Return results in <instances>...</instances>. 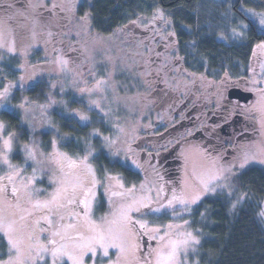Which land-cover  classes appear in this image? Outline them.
I'll list each match as a JSON object with an SVG mask.
<instances>
[{
    "label": "rangeland",
    "instance_id": "374dc122",
    "mask_svg": "<svg viewBox=\"0 0 264 264\" xmlns=\"http://www.w3.org/2000/svg\"><path fill=\"white\" fill-rule=\"evenodd\" d=\"M81 1L0 0V113L3 110L20 111L29 123L43 122L49 127V112L61 104L62 95L71 92L83 103L74 110L75 118L88 124L91 111L98 112L111 127L110 133L101 136L103 146L139 161L145 144L138 142L152 134L151 128L159 119L153 110L158 114L162 112L160 118L164 125L168 114L156 108L162 99L152 96L154 87L151 83L146 86L147 77L142 78L138 64L139 81L136 82L128 71V64L117 53L118 43L98 33L88 14L79 15ZM17 13L24 14L25 18H17ZM154 24L160 29H172L164 14L156 15ZM177 43L175 37V45ZM12 57H16L19 65L7 70L6 65L11 63ZM252 58L248 83L259 96L249 108L254 110L253 128L259 133L251 143L240 145L239 150L261 160L264 159V48L256 47ZM118 75H126L130 82L126 78H117ZM43 80L49 82L52 91L60 92L59 99L45 104L30 98L27 90ZM141 83L149 91L142 94ZM0 125H3L0 128V233L8 244L7 256L0 258V264H16L18 260L23 264H73L69 253L81 264H145L138 257L141 247L134 223L154 241L149 242V250L142 248L145 259L151 258L154 264V249L162 243L184 241L189 239L188 233L200 243L201 233L194 227V208L204 197L216 192L231 193L230 209L234 211L243 206L247 194L234 192L230 175L251 165L264 167V164L250 161L241 168L244 156L237 158L236 153H223L216 158L201 146L186 144L179 152L183 160L179 191L165 196L156 181L134 185L125 182L120 175L99 179L92 162L96 150L90 148L85 155L77 156L65 151L57 137L53 138L46 154L38 153L32 143L25 144V160L17 162L13 158L15 134L6 130L1 117ZM98 133V130L93 132L94 135ZM5 141H9L10 147H5ZM152 148L149 145L147 152L151 153ZM85 157L91 174L80 163ZM47 161L53 165L47 179L51 186L49 191L39 185ZM73 163L77 166L73 167ZM77 177L85 178L88 195L78 194V199H87V208L83 203L60 209L55 203H50L48 208L35 207L37 203L52 202L61 187ZM101 191L106 198V207L111 208L107 215L99 209ZM262 206L264 211V198ZM262 219L264 224V217ZM68 225L75 227L68 228ZM64 229L74 239L64 241L67 249L58 253L53 262L50 241H56V247H59L61 239L54 233ZM100 235L105 237L103 247L96 239ZM199 243L190 241L186 248L182 246L179 264H200ZM75 244L80 247H74ZM105 251L107 255H104ZM149 253H152L150 258Z\"/></svg>",
    "mask_w": 264,
    "mask_h": 264
},
{
    "label": "trees",
    "instance_id": "16d2710c",
    "mask_svg": "<svg viewBox=\"0 0 264 264\" xmlns=\"http://www.w3.org/2000/svg\"><path fill=\"white\" fill-rule=\"evenodd\" d=\"M78 12L79 15L88 14L98 33L118 43L117 53L128 64V71L136 82L139 81L136 64L140 55L148 51V46H140V42L131 38V30L135 26L154 24L158 14H164L171 22V31L178 42V53L175 54L185 59L184 67L190 73L221 75L234 83L250 78L255 49L264 42V29L260 27L258 17L264 15V0H82ZM17 18L22 20L25 17L17 13ZM30 22L33 24L34 21ZM244 25L248 27L244 28ZM15 58L12 57L11 63L6 65L7 70L18 67ZM141 75L145 76L144 73ZM117 78H126L130 82L126 75H118ZM149 83L145 79L147 87ZM50 87L46 80L39 81L27 93L34 102L46 104L60 98V92L52 91ZM141 90L143 93L149 91ZM82 106L75 94L68 92L62 95L61 104L49 112V127L43 122L29 123L20 111L3 110L1 120L6 130L16 137L13 158L23 162V147L30 143L38 153L46 154L53 138L57 137L65 151L77 156L85 155L87 149H95L92 162L99 179L120 175L125 182L134 185L156 181L165 196L178 193L180 175L176 171L164 172L161 165L154 162L151 153L135 161L104 147L101 136L110 133L109 122L102 120L98 112L91 111V121L81 123L73 112ZM95 130L99 132L96 135L93 134ZM149 145L152 144L145 148L148 149ZM239 148L233 149L237 158H242L245 150ZM177 160H181L180 155L172 162L177 164ZM52 166L48 161L44 164L39 181V185L47 190L51 187L47 179ZM229 180L234 192H246L247 200L243 206L231 211L230 196L226 192H216L204 197L194 208V227L201 233L198 247L200 264H264V224L260 215L263 210L264 167L251 165L236 170ZM99 198V209L109 214L111 208L106 207L102 191ZM7 247L5 237L0 233V258L7 256Z\"/></svg>",
    "mask_w": 264,
    "mask_h": 264
},
{
    "label": "flooded vegetation",
    "instance_id": "af4514ba",
    "mask_svg": "<svg viewBox=\"0 0 264 264\" xmlns=\"http://www.w3.org/2000/svg\"><path fill=\"white\" fill-rule=\"evenodd\" d=\"M131 32V38L140 42V46H148V51L140 55L137 64L145 75L142 78L147 77L154 87L152 96L162 99L156 108L168 114L164 125L160 118L162 112L158 114L153 110L159 119L151 128L152 134L140 138L138 143L145 144L143 148L149 143L153 145L151 156L164 172L181 174L183 160H177V164L172 161L186 144L201 146L206 153L218 158L223 153H235L234 147L249 144L258 136L259 130L253 128L254 110L249 106L259 94L251 88L248 77L234 83L221 75L188 72L184 67L185 59L175 54L177 45L171 29L149 24L135 26ZM236 87L252 92L253 99L244 103L229 98L230 89ZM141 92L143 94V90ZM142 150L144 159L148 152L147 148ZM134 230L141 247L138 257L148 264L152 253H149L148 261L143 249L149 250V242L154 241L145 236L142 227L136 223Z\"/></svg>",
    "mask_w": 264,
    "mask_h": 264
},
{
    "label": "snow or ice",
    "instance_id": "6c2138e0",
    "mask_svg": "<svg viewBox=\"0 0 264 264\" xmlns=\"http://www.w3.org/2000/svg\"><path fill=\"white\" fill-rule=\"evenodd\" d=\"M259 25L262 29H264V15H261L259 19ZM243 27L247 28L248 25H244ZM233 31L235 32V30ZM236 34L242 35V33H236ZM262 35H264V32H262ZM257 47L264 48V43L258 44ZM5 91H7V89H5ZM2 127L3 125H0V128ZM5 147H10L9 141H5ZM65 158L67 159V157ZM86 160H87V157H85L84 161H81L80 163L84 164V167L87 169V172L91 174L92 169L86 164ZM250 161L264 164V159L257 160L255 156H249L248 154H245L243 160L240 163V167L241 168L245 167V165L248 164ZM72 166L76 167L77 165L73 163ZM84 179H85L84 177H77L74 181H68L64 186L61 187L57 195L53 197L52 202H45L43 205H41L40 203H37L35 207L48 208L50 203H55L56 208L60 209V208L66 207L67 205H71L73 203H83L85 208H87L88 207L87 199L82 200V201L78 199V194L84 195L85 197H87L88 195L85 189ZM229 195H231V193H229ZM241 199H243V197H241ZM232 207L235 208L236 205L233 204ZM260 215L264 217V211H262ZM60 218L63 219V216H61ZM21 219H23V217ZM10 227L11 226L9 225V228ZM72 227H75V225H68V228H72ZM54 235L60 237L61 243L59 247H56V241L54 240L50 241V243L53 245V249L51 252V255L53 257V262L55 261V258L58 253H63L64 250L67 249L68 245L64 243V241H71L74 239L72 236L69 235L67 229H64L63 231H57L56 233H54ZM120 235L121 236L124 235L122 230L120 232ZM187 235L189 239H186L180 242L169 240L166 243H162L159 248L154 249V252H155L154 264H179V256H180L182 246L186 248L190 241L192 243H199L198 240H195V238L192 237L191 233H188ZM29 239H31V237H29ZM96 239H98L101 242V247H103V240L105 239V237L100 235L96 237ZM161 239L163 240L164 238L162 237ZM73 246L80 247V245L78 244H75ZM17 251H19V249H17ZM45 251H47V249H45ZM104 255H107V251L104 252ZM185 255H186V252H185ZM68 256H69V259L73 260V264H81V261L75 256H73L71 253H69ZM16 264H23V261L18 260ZM148 264H153V262L149 261Z\"/></svg>",
    "mask_w": 264,
    "mask_h": 264
},
{
    "label": "water",
    "instance_id": "95a60500",
    "mask_svg": "<svg viewBox=\"0 0 264 264\" xmlns=\"http://www.w3.org/2000/svg\"><path fill=\"white\" fill-rule=\"evenodd\" d=\"M254 97L252 92L244 91L240 88H232L229 91V98L237 99L240 102L248 103ZM145 239V238H144Z\"/></svg>",
    "mask_w": 264,
    "mask_h": 264
}]
</instances>
